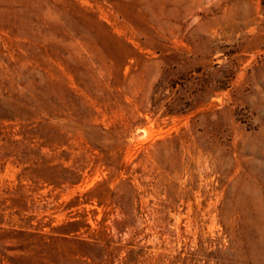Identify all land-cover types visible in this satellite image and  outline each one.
Listing matches in <instances>:
<instances>
[{
	"label": "rangeland",
	"instance_id": "rangeland-1",
	"mask_svg": "<svg viewBox=\"0 0 264 264\" xmlns=\"http://www.w3.org/2000/svg\"><path fill=\"white\" fill-rule=\"evenodd\" d=\"M0 264H264V0H0Z\"/></svg>",
	"mask_w": 264,
	"mask_h": 264
}]
</instances>
